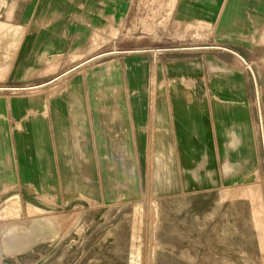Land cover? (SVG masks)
I'll use <instances>...</instances> for the list:
<instances>
[{"label": "crops", "instance_id": "crops-1", "mask_svg": "<svg viewBox=\"0 0 264 264\" xmlns=\"http://www.w3.org/2000/svg\"><path fill=\"white\" fill-rule=\"evenodd\" d=\"M150 1L0 9V87L18 88L0 95V216L15 221L5 248L51 239L56 210L136 199L142 181L170 198L257 175V87L237 50L259 5L161 0L157 21ZM11 200L16 219L2 209Z\"/></svg>", "mask_w": 264, "mask_h": 264}, {"label": "rangeland", "instance_id": "rangeland-1", "mask_svg": "<svg viewBox=\"0 0 264 264\" xmlns=\"http://www.w3.org/2000/svg\"><path fill=\"white\" fill-rule=\"evenodd\" d=\"M9 1L17 0H0V9ZM152 1L159 21L161 0ZM253 1L258 11L244 15L238 37L248 50L237 54L245 60L238 59L248 83L257 87L254 180L170 198L151 195L142 181L136 199L56 210L50 215L58 227L53 237L19 248L3 246L15 221L0 216V264H264V0ZM183 43L191 42L176 47ZM10 88L2 85L0 95L15 93ZM16 207L12 200L2 206L11 212L8 219L19 217Z\"/></svg>", "mask_w": 264, "mask_h": 264}, {"label": "built area", "instance_id": "built-area-1", "mask_svg": "<svg viewBox=\"0 0 264 264\" xmlns=\"http://www.w3.org/2000/svg\"><path fill=\"white\" fill-rule=\"evenodd\" d=\"M17 89H18V88H16V89L13 88V89H10V91L16 92Z\"/></svg>", "mask_w": 264, "mask_h": 264}]
</instances>
